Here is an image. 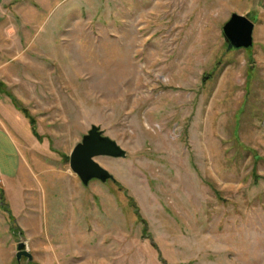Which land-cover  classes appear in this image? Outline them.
Instances as JSON below:
<instances>
[{"label": "rangeland", "instance_id": "1", "mask_svg": "<svg viewBox=\"0 0 264 264\" xmlns=\"http://www.w3.org/2000/svg\"><path fill=\"white\" fill-rule=\"evenodd\" d=\"M49 1L0 0V264H264V0ZM232 12L249 48L226 49ZM91 125L125 156L82 184Z\"/></svg>", "mask_w": 264, "mask_h": 264}, {"label": "water", "instance_id": "2", "mask_svg": "<svg viewBox=\"0 0 264 264\" xmlns=\"http://www.w3.org/2000/svg\"><path fill=\"white\" fill-rule=\"evenodd\" d=\"M252 30L253 23L246 16L230 13L221 26L226 49L249 48L252 44ZM97 156L122 158L125 156V151L114 140L103 135L97 126L91 125L68 154V168L82 184H86L90 179L101 182L113 179L112 175L95 161ZM15 248L16 262L20 257L25 258L27 263L31 261V254L25 249L22 241H18Z\"/></svg>", "mask_w": 264, "mask_h": 264}, {"label": "crops", "instance_id": "3", "mask_svg": "<svg viewBox=\"0 0 264 264\" xmlns=\"http://www.w3.org/2000/svg\"><path fill=\"white\" fill-rule=\"evenodd\" d=\"M25 2V0H22ZM43 1H46V2H50L49 0H43ZM60 1V0H57V2ZM32 8H34V6H32ZM39 9H43L42 6L39 8ZM35 11V10H34ZM36 11H37V8H36ZM35 11V12H36ZM6 20V18H5ZM9 22V17H8V21L7 23ZM6 22L3 21L2 23H0V68L1 67H4L5 63L7 62V58H4V50L3 49H6L7 50V45L10 43V41L13 39L12 37V34H16L18 33V31H20L19 28H16V27H10L9 26V23L5 24ZM0 82L2 83V81L0 80ZM6 90L2 89V86H0V94H2L3 96L0 95V97H5L4 96V92ZM1 104V103H0ZM7 133L5 131V128H4V125L2 124L1 120H0V165H1V168H0V184L2 183V174H9L10 171L13 169V168H10V157L8 156L9 153L5 151L4 149V145H6L8 142L7 140ZM14 165H15V162H14ZM10 168V169H9ZM70 210H71V203L68 204L67 203V206H66V213H65V217L68 218L71 214H70ZM4 211L0 210V217L3 219V215H4ZM3 216V217H2ZM4 220V219H3ZM18 228L20 229V231L22 232H25V231H33V229L30 227H27V226H24L22 224H17ZM6 230L7 232H10V224L9 226L6 227ZM40 234V233H39ZM38 234V235H39ZM74 239V238H73Z\"/></svg>", "mask_w": 264, "mask_h": 264}, {"label": "trees", "instance_id": "4", "mask_svg": "<svg viewBox=\"0 0 264 264\" xmlns=\"http://www.w3.org/2000/svg\"><path fill=\"white\" fill-rule=\"evenodd\" d=\"M5 95H9L6 91H5ZM10 96V95H9ZM0 201H1V197H0ZM6 212V210H4V213ZM10 222H11V220H10ZM10 227H11V225H10Z\"/></svg>", "mask_w": 264, "mask_h": 264}]
</instances>
